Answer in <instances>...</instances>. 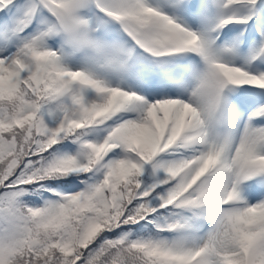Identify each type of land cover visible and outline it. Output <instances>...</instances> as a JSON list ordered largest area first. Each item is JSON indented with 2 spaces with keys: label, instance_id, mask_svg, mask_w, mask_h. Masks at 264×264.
Returning <instances> with one entry per match:
<instances>
[{
  "label": "snow or ice",
  "instance_id": "1",
  "mask_svg": "<svg viewBox=\"0 0 264 264\" xmlns=\"http://www.w3.org/2000/svg\"><path fill=\"white\" fill-rule=\"evenodd\" d=\"M0 264H264V0H0Z\"/></svg>",
  "mask_w": 264,
  "mask_h": 264
}]
</instances>
